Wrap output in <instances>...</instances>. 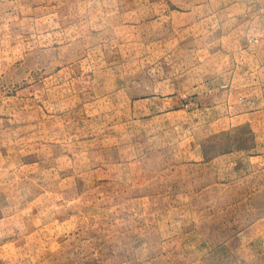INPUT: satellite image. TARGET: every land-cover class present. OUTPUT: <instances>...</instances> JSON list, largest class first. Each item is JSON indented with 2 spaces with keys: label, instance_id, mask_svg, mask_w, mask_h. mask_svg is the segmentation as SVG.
I'll return each instance as SVG.
<instances>
[{
  "label": "rangeland",
  "instance_id": "obj_1",
  "mask_svg": "<svg viewBox=\"0 0 264 264\" xmlns=\"http://www.w3.org/2000/svg\"><path fill=\"white\" fill-rule=\"evenodd\" d=\"M246 75L264 0H0V264H264Z\"/></svg>",
  "mask_w": 264,
  "mask_h": 264
},
{
  "label": "crops",
  "instance_id": "obj_2",
  "mask_svg": "<svg viewBox=\"0 0 264 264\" xmlns=\"http://www.w3.org/2000/svg\"><path fill=\"white\" fill-rule=\"evenodd\" d=\"M233 95L236 98L241 95H245L246 98L253 101V103L258 102V104L260 103L264 105V78L260 79L257 77V80L255 81L254 78H250L246 75L243 79H240V82L237 80L236 87L233 90ZM247 104L250 106L249 103Z\"/></svg>",
  "mask_w": 264,
  "mask_h": 264
}]
</instances>
